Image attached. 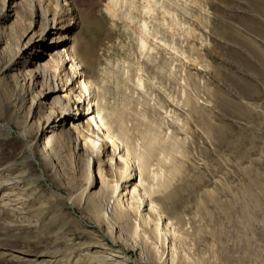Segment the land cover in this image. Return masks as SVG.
<instances>
[{
  "label": "rangeland",
  "instance_id": "rangeland-1",
  "mask_svg": "<svg viewBox=\"0 0 264 264\" xmlns=\"http://www.w3.org/2000/svg\"><path fill=\"white\" fill-rule=\"evenodd\" d=\"M152 1L154 13L141 15L147 21L146 44L154 51L139 55L133 32L138 18L130 22L119 9L118 18L111 17L104 10L108 0H76L92 26L99 22L96 32L83 29L92 60L86 68L105 92L100 105L130 95L120 83V67L136 61L144 81L134 94L137 107L153 113L180 147V174L152 198L160 197L165 216L177 222L184 252L192 257L187 262L264 264V0ZM14 34L12 25L0 20V123L11 128L0 131V264H122L102 260L111 242L97 244L79 221L100 224L112 239L123 227L110 219L97 221L105 204L94 190L81 193L93 166L88 169L74 142L60 137L52 153L39 151L45 138L40 130L54 114L48 105L38 108L44 88L28 85L16 66L4 70L17 55ZM188 94L191 114L184 105ZM19 133L31 142L35 161L25 159ZM102 169L107 171V164ZM143 206L142 212L156 214ZM121 237L128 262L148 264L146 251L130 247L123 231ZM167 245L159 249V263L169 259ZM174 257V263L186 261L182 252Z\"/></svg>",
  "mask_w": 264,
  "mask_h": 264
},
{
  "label": "bare ground",
  "instance_id": "bare-ground-1",
  "mask_svg": "<svg viewBox=\"0 0 264 264\" xmlns=\"http://www.w3.org/2000/svg\"><path fill=\"white\" fill-rule=\"evenodd\" d=\"M144 1L146 5L142 2L136 4L134 0H108L110 4L104 8L111 17L118 18L115 11L119 9L121 16L130 22L138 18L137 29L133 32L136 35V49L139 55L154 51V47L146 44L147 38L143 29H146L147 21L141 15H152L154 9L151 8L152 4H148V0ZM76 3V0L3 2L0 20L4 25H12L15 29L17 47L15 59L9 61L4 70H14L16 66L18 75H27L28 85L34 89L38 86L44 88L39 94L38 108L48 105L49 111L54 114L40 130V136L45 138L39 151L43 155L52 153L54 140L60 137L62 141H66L64 143L74 142L75 149L86 157L88 169L93 166V176L86 178L81 193L94 190L93 193L105 204L106 212L99 216L97 221L102 218L105 223L106 219H110L123 226H119L121 232L112 239L100 224L79 217V221L85 225L86 233L95 236L97 244L107 246L106 241L111 242L112 248L107 249L108 254L99 255L102 260L130 264L126 253L128 250L122 247L123 231L131 240L130 247L146 251L148 264H177L174 263V256L178 251L182 252L186 259L182 264H191L187 262L192 257L189 258L184 252L177 222H172L165 216L160 197L152 198V195L160 193V190L166 191L172 180L180 174L181 163L176 156L181 152L176 143L177 139L175 141L172 132L162 130V123L153 117V113L137 107L140 103L135 102L134 94L137 93V87L144 86V81L136 61L132 60L128 66L123 64L120 67L124 77L120 83L130 95L121 100L113 98L112 104L106 101V105H100V102L105 101V92L104 88L99 87L92 79L86 68L92 65V60L88 56L89 44L85 41L83 29L94 28L96 32L99 22L92 26L93 22L86 18V11L83 13ZM153 3L156 5L158 2ZM133 10L141 18L134 16ZM26 16L28 24L24 26ZM188 58L195 61L192 55ZM105 81L104 78L100 79L101 84ZM126 81L131 85H127ZM190 95L188 94L184 101L189 114L195 110ZM84 118L85 121L81 122ZM184 124L187 125L188 122L185 121ZM1 130L11 128L0 123ZM47 133L51 136L46 137ZM17 137L24 142L25 159L35 161L31 142L21 133ZM103 164H107V171L102 169ZM108 176L111 180L106 178ZM134 178H137L136 184L131 182ZM3 186L0 183V193ZM65 198L72 204L70 197ZM144 204L156 214L142 212ZM107 208L110 211L108 217ZM165 242H168L169 259L159 263L163 255V251L159 252V249ZM27 261L31 262L33 259ZM133 264L144 263L138 259Z\"/></svg>",
  "mask_w": 264,
  "mask_h": 264
}]
</instances>
